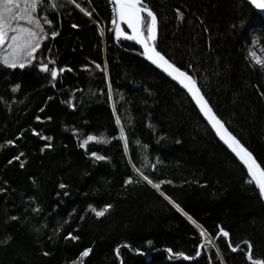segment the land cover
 <instances>
[{
  "label": "trees",
  "instance_id": "16d2710c",
  "mask_svg": "<svg viewBox=\"0 0 264 264\" xmlns=\"http://www.w3.org/2000/svg\"><path fill=\"white\" fill-rule=\"evenodd\" d=\"M76 3L41 0L37 14L51 23L37 59L0 65V264H78L89 248L83 264H250L248 243L264 260V204L243 166L176 84L135 45L114 42L108 0ZM145 3L156 48L264 167V68L251 55L264 60V18L248 0ZM48 61L65 69L55 81L39 70ZM90 135L110 143L80 147ZM108 205L103 217L91 211ZM201 228L212 238L203 249Z\"/></svg>",
  "mask_w": 264,
  "mask_h": 264
},
{
  "label": "snow or ice",
  "instance_id": "6c2138e0",
  "mask_svg": "<svg viewBox=\"0 0 264 264\" xmlns=\"http://www.w3.org/2000/svg\"><path fill=\"white\" fill-rule=\"evenodd\" d=\"M72 2L76 3V0H72ZM112 2L114 5L113 10L115 12V18L111 23L114 26L116 39L119 40L123 37L124 39L133 40L141 44L144 49V55L147 59L187 90L219 139L246 166L247 172L250 175L248 183L254 184L258 189L261 198H264V167L257 162L253 154L229 131L225 122H223L214 112L209 101L205 98L201 88L198 86L197 80L187 71L178 68L174 63L170 62L164 55L157 51L155 47L158 32L157 15L148 7L145 0H112ZM250 3L257 9H264V0H250ZM40 4L41 0H24L23 3H21L20 0H0V49L3 50V54L0 55V65L10 69H24L25 67L32 65L33 61L37 59L36 54L41 48L42 41L48 38L44 33V28L40 20L33 15L37 12ZM52 7L55 8L56 5L53 4ZM76 7L80 8V4L76 3ZM80 10L82 12L85 11L83 8H80ZM177 11L179 13V10ZM85 14L91 15L90 12H86ZM179 15L180 18L183 19L182 13H179ZM44 19L45 23H51L46 17ZM22 21L33 27L24 26V24L21 23ZM121 24H126L127 27L131 29L132 34H126L121 28ZM73 27H75V25H73ZM56 35H58V33L53 32L52 38L54 39ZM101 35H103L102 31ZM251 55L254 58L255 63L264 68V60L257 57L255 52ZM54 63L55 61H48V63L39 64V70L41 72L49 73L52 81H55L58 75L65 71L63 68L59 70L49 68V64ZM96 67L100 68V65L97 64ZM67 71H72V69L69 68ZM18 88L19 85H17V88L13 89V91H16ZM113 111L114 113L116 112L115 107L113 108ZM115 122L117 125H121V117L119 115L115 116ZM34 134L39 135V133ZM42 139L51 138L42 137ZM119 139L124 141V148L127 150L128 140L125 136L124 127L122 125L120 126ZM90 142L110 143L109 140L90 135L82 141L80 147L87 148ZM8 143L12 142L9 141ZM45 147H50V145H45ZM91 155L97 161L107 159V157L99 155L96 152H92ZM15 159L19 160L20 157H15ZM21 167H23V164H21ZM133 167H135V165H133ZM136 170L137 172L140 171L139 169ZM140 175L148 184H151L153 188L157 190L160 189V183H154L147 176H144L143 173H140ZM126 183L131 184L133 181L129 179ZM61 187H64V185H61ZM161 195H163V193H161ZM174 206L178 211H183L178 204H174ZM110 208L111 205H108L100 211H97L95 208H92L91 211L94 212L97 217H103L109 212ZM185 215L187 214L185 213ZM12 219L15 220L17 217H12ZM188 219L192 220V217L188 216ZM192 222L195 223V221ZM197 227L200 226L197 225ZM200 235L205 238V242L199 246L200 249L206 248L212 243V238L203 228L200 229ZM219 236L228 238L229 233L223 228H219ZM66 239L75 240L78 239V237L72 236V234L69 233ZM6 242L7 241H0V243ZM146 243L151 245L152 241H147ZM228 246L231 248L232 252L240 250L239 246L233 247L230 240L228 241ZM124 247L129 246L124 245ZM252 248L253 246L248 243L246 252L247 260L250 264H264V260L255 259L253 257ZM91 251V248L84 250L78 257V264H83L84 258L88 257ZM115 251L116 254L119 255L120 249L117 248ZM137 252H140V250H137ZM217 252H219V249H217ZM140 254L143 253L141 252ZM44 255L47 256L48 253L45 252ZM196 255H201V252L197 251ZM184 259H192V257L185 256Z\"/></svg>",
  "mask_w": 264,
  "mask_h": 264
},
{
  "label": "water",
  "instance_id": "95a60500",
  "mask_svg": "<svg viewBox=\"0 0 264 264\" xmlns=\"http://www.w3.org/2000/svg\"><path fill=\"white\" fill-rule=\"evenodd\" d=\"M109 1V3L111 4V8H112V12H113V19L115 18V12H114V5H113V2H112V0H108ZM248 3H249V5L252 7V9L257 13V14H259L260 16H262L263 18H264V9H257L253 4H251L250 3V0H248ZM112 19V20H113ZM112 25V24H111ZM121 26V28L123 29V31L126 33V34H129V35H131L132 34V31H131V29H129L128 27H127V25L126 24H121L120 25ZM111 31H112V36H113V40H114V42L116 43V44H118V43H127V44H133V45H135L139 50H140V52H141V56H142V58L144 59V60H146L147 62H149L154 68H156L163 76H165L167 79H169L170 81H172L174 84H176L186 95H187V97L191 100V102H192V104L194 105V107L196 108V110L198 111V113H199V115L201 116V118L203 119V121L205 122V124L208 126V128L210 129V131L214 134V136L217 138V140L224 146V148H226V150L243 166V168L245 169V171H246V173H247V176H248V178H249V180H250V175L248 174V172H247V168H246V166L239 160V158L238 157H236L235 156V154L234 153H232L231 152V150L230 149H228L227 148V146L219 139V137L216 135V133H215V131L211 128V125L208 123V121H207V119L203 116V114L200 112V110H199V107L196 105V103H195V101L192 99V97H191V95L187 92V90L186 89H184L177 81H174V80H172V78L171 77H169L166 73H164L161 69H159V68H157L154 64H152V62L151 61H149L148 59H147V57L144 55V49H143V46L141 45V44H139V43H137L136 41H133V40H127V39H124L123 37H121L119 40H117L116 39V37H115V31H114V26L112 25V29H111ZM156 47V46H155ZM157 49V48H156ZM157 51H159L158 49H157ZM160 52V51H159ZM161 53V52H160ZM162 54V53H161ZM163 55V54H162ZM170 61V60H169ZM171 62V61H170ZM179 68V67H178ZM181 69V68H180ZM181 70H183V69H181ZM183 71H185V70H183ZM254 185V184H253ZM255 186V185H254ZM255 188H256V186H255ZM256 190H257V192H258V189L256 188ZM259 194V193H258ZM259 197H260V199H261V201L263 202V204H264V198H261V196L259 195Z\"/></svg>",
  "mask_w": 264,
  "mask_h": 264
},
{
  "label": "rangeland",
  "instance_id": "374dc122",
  "mask_svg": "<svg viewBox=\"0 0 264 264\" xmlns=\"http://www.w3.org/2000/svg\"><path fill=\"white\" fill-rule=\"evenodd\" d=\"M20 2L23 3L24 0H20ZM33 15H34L37 19L40 20V22H41V24L43 25V28H44V33H46V29H47L49 23H45V19H44L43 17H39L38 14H37V12L34 13ZM21 23L24 24V26H26V27H33L32 25H27V24L24 23L23 21H22ZM2 54H3V50L0 49V55H2Z\"/></svg>",
  "mask_w": 264,
  "mask_h": 264
}]
</instances>
